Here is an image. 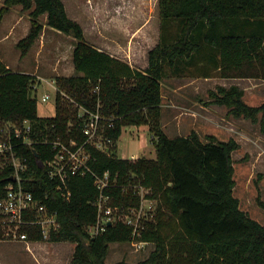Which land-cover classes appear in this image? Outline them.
I'll return each instance as SVG.
<instances>
[{
  "label": "trees",
  "instance_id": "1",
  "mask_svg": "<svg viewBox=\"0 0 264 264\" xmlns=\"http://www.w3.org/2000/svg\"><path fill=\"white\" fill-rule=\"evenodd\" d=\"M158 1L160 39L148 52L147 67L141 69L88 42L64 0H3L0 28L13 6L29 10L30 29L17 42L22 55L47 25L77 41L73 50L76 74L55 77L56 113L50 117L38 114V101L32 96L36 75L11 69L0 56V126L19 125L25 119L32 122V144L13 138L14 150L27 164L21 171L25 186L58 211L61 226L48 240L75 243L71 264H134L106 259L111 243L135 240L155 245L147 259L135 264H264V224L243 210L234 194L233 152L239 142L214 134L204 140L195 130L170 136L161 122L163 79L183 76L190 66L195 65L205 77L218 71L222 77L264 78V0ZM42 15L47 17L45 22ZM210 96L236 117L257 122L261 114L264 128V102L249 104L245 89L238 84H219ZM71 99L90 109L101 100L104 114L114 118V127L107 131L115 143L124 126L148 125L155 137L156 157L124 158L89 145L93 171L72 176L71 199L62 198L56 181L41 164L54 150L41 140L46 135L85 139L78 124L79 109ZM0 159L1 197L14 166ZM106 171L110 186L104 192L118 208L117 216L140 206L137 185L148 188L146 198L156 200L154 214L144 220L139 235L118 217L105 230L90 233L100 195L95 179ZM259 203L264 207L263 201ZM29 234L32 240L44 239L38 228Z\"/></svg>",
  "mask_w": 264,
  "mask_h": 264
},
{
  "label": "rangeland",
  "instance_id": "2",
  "mask_svg": "<svg viewBox=\"0 0 264 264\" xmlns=\"http://www.w3.org/2000/svg\"><path fill=\"white\" fill-rule=\"evenodd\" d=\"M2 3L0 0V5ZM64 3L69 16L83 26L88 42L132 66L147 67L148 52L160 39L158 0H64ZM46 18V15L41 16L43 22ZM29 19V10H23L21 5L13 6L5 14L2 37L5 33L8 36L4 38L7 42L0 43V56L11 69L36 75L32 96L37 98L38 114L50 117L56 113L55 77L76 74L73 50L77 40L47 25L46 33L43 30L29 52L22 55L17 42L30 29ZM223 78L218 71L205 77L195 65L183 76L165 77L162 81V126L170 136L188 135L195 130L204 140L208 134L220 139L235 138L240 147L233 152L234 194L241 208L264 224V207L259 203V200L264 202L262 116L260 114V119L254 122L250 118L236 117L229 113L227 106L215 103L210 90L225 82ZM228 82L227 86L238 84L245 89L244 99L249 104L264 102V78L240 77V80ZM46 94L50 97L44 101L42 97ZM154 138L148 125H127L112 150L124 158L133 155L155 158ZM2 163L0 159V166ZM150 200H144L143 210L152 217L156 200ZM0 234V264H71L74 242L31 240L28 249L24 242L4 238L1 230ZM119 243L112 244L110 262L128 257L129 253L135 255V263L144 261L155 246L151 242ZM116 246L121 254L114 251Z\"/></svg>",
  "mask_w": 264,
  "mask_h": 264
},
{
  "label": "built area",
  "instance_id": "3",
  "mask_svg": "<svg viewBox=\"0 0 264 264\" xmlns=\"http://www.w3.org/2000/svg\"><path fill=\"white\" fill-rule=\"evenodd\" d=\"M95 91H99V86ZM49 97L50 95L46 94L42 99L47 101ZM71 101L79 109L78 124L85 139L80 141L76 137L65 138L61 135L50 139L46 135L41 140L45 144H51L54 150V155L41 164L45 165L49 178L56 181V190L65 200H70L72 196L70 188L72 176L85 175L93 171L90 164L92 155L88 146H94L111 154L116 144L107 131L108 128L114 127V118L104 114L101 100L98 101L95 109L87 108L73 99ZM32 131L33 125L29 119H25L19 125L7 123L4 127L0 126V156L9 160L14 166V172L5 185L4 194L0 197V230L4 238L24 242L28 249L32 240L30 230L38 228L43 238L49 239L51 232L61 226L58 211L50 209L48 203L38 198L23 182L21 171L27 168V164L22 156L16 154L12 141L13 138H17L23 144L31 145ZM95 184L100 190V195L95 203L98 208L97 220L94 225L89 226L90 233L94 235L105 230L106 225L118 217L133 227L135 235H139L141 228L144 227V220L149 218L143 210L144 200H150L145 197L148 188L137 185V192L142 198L140 206L125 209L117 216L115 211L118 208L109 203L110 196L104 192L105 188L110 186V172L106 171L102 176L97 175ZM133 243L142 244L144 241L135 240Z\"/></svg>",
  "mask_w": 264,
  "mask_h": 264
},
{
  "label": "crops",
  "instance_id": "4",
  "mask_svg": "<svg viewBox=\"0 0 264 264\" xmlns=\"http://www.w3.org/2000/svg\"><path fill=\"white\" fill-rule=\"evenodd\" d=\"M4 18H5V17H4ZM3 23H4V19H3V22H2V25H1V28H0V43H2L3 41H6V40H4V38H5L6 36H8L7 33H5V35L2 37V26H3ZM27 24H28V27H29L30 19H29V23H27ZM28 29H29V28H28ZM28 29L26 30V33H25V34H27ZM45 30H46V26L44 27V31H43V32L46 33ZM6 42H7V41H6ZM1 58H2V57H1ZM2 59H3V58H2ZM3 60H4V59H3ZM4 61H5V60H4ZM5 63L8 65V67H10V65H9L6 61H5ZM14 70H15V69H14ZM19 71H21V70H19ZM26 72H29V71H26ZM223 80H224L225 82H222L221 84L227 86L228 83H230V82H228L229 80H230V81H237V80H240V78H239V77H224ZM232 83H233V82H232ZM134 156H135V155H133L132 157H134ZM32 242H36V241H32ZM113 243L120 244L119 242H113ZM113 243L110 244V250H109V253H108V255H107V259H106V261H107L108 263H113V262H110V261H109V260H110V252H111L112 244H113ZM149 244H151V243H149ZM116 249H119L118 246H116V248H115L114 251H115L116 253L121 254V252H120L119 250H116ZM134 256H135V255L129 253L128 257H127V256H122V258H121L120 260H118V261L125 260V261L128 262V263H135V261L133 260ZM118 261H117V262H118Z\"/></svg>",
  "mask_w": 264,
  "mask_h": 264
},
{
  "label": "water",
  "instance_id": "5",
  "mask_svg": "<svg viewBox=\"0 0 264 264\" xmlns=\"http://www.w3.org/2000/svg\"><path fill=\"white\" fill-rule=\"evenodd\" d=\"M11 178H13V177H11ZM109 224H111V222H109Z\"/></svg>",
  "mask_w": 264,
  "mask_h": 264
}]
</instances>
